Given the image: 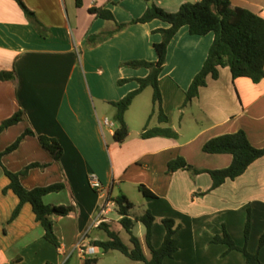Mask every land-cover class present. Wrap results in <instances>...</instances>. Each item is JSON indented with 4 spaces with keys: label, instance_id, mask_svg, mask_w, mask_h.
Wrapping results in <instances>:
<instances>
[{
    "label": "crops",
    "instance_id": "crops-1",
    "mask_svg": "<svg viewBox=\"0 0 264 264\" xmlns=\"http://www.w3.org/2000/svg\"><path fill=\"white\" fill-rule=\"evenodd\" d=\"M23 1L45 27L46 36L37 33L14 0H0V71L15 74L12 80L0 81V124L19 110L24 113L21 121L0 133V152L27 128L35 135H26L15 150L2 156V163L14 172L30 163L46 164L31 168L21 176V183L27 189L64 183L62 190L44 195L43 202L72 206L73 211L52 216L59 240V247H55L44 238V229L30 203H24L11 219L19 199L11 190L3 191L9 179L0 166V264H69L73 256L76 264L94 258L97 261L92 264L98 263L103 252L91 242L106 239L100 224L93 225L99 207L106 196L114 200L125 195L130 201L132 188L138 189L140 184L155 194L148 197L140 193L143 212L148 209L155 216L151 233L154 247L164 237L162 218H172L182 225L175 234L178 249L163 264H245L242 252L212 242L223 229L236 245L256 253L264 263V245L259 247L264 234V156L237 178L227 179L212 190L207 172H167L168 163L178 157L196 169L228 167L230 154L205 153L202 146L211 138L238 130L245 131L253 146L264 147V77L253 83L246 77L233 78L228 67H220L218 77L208 76L198 95L184 105L186 91L203 65L214 35H192L187 26H182L167 47L159 75L162 109L168 121L161 124L155 115L149 121V127L172 128L177 137H142L152 103L134 108L147 87L126 111L129 133L118 143L113 138L114 129L103 120L110 115L109 121L114 122L111 102L135 90V79L148 74L146 68L119 64L135 59L155 61L153 44L161 40L155 31L169 24L159 19L131 24L105 42L89 47L86 39L90 34L115 26L89 12V8H107L116 21L128 22L144 13L145 0H80L79 6L76 0ZM153 1L175 12L181 4L198 0ZM231 3L264 18V0ZM119 79L130 80L119 85ZM37 135L59 142L63 149L59 160L41 147ZM89 173L99 177L103 193L90 188ZM114 212L116 217H108V213L102 222L120 235L117 208ZM248 215L250 232L246 240ZM85 233L83 251H79L74 246ZM144 235L145 228L135 236L147 253ZM91 246L94 249L89 253Z\"/></svg>",
    "mask_w": 264,
    "mask_h": 264
},
{
    "label": "trees",
    "instance_id": "trees-1",
    "mask_svg": "<svg viewBox=\"0 0 264 264\" xmlns=\"http://www.w3.org/2000/svg\"><path fill=\"white\" fill-rule=\"evenodd\" d=\"M21 11L27 17L29 24L41 36H46L45 27L38 20L33 10L27 7L23 0H14ZM146 9L144 13L128 22L116 21L113 13L102 7H91L89 12L95 16L107 21L114 22L112 29L101 30L90 34L86 39V45L96 46L105 42L127 26L135 23H146L154 19H159L169 24L167 28L157 29L161 35V40L153 44L157 59L147 61L144 59H135L121 62V67L146 68L148 74L143 78L135 79L138 87L130 91L120 100L111 102L115 107L114 114V133L113 138L121 143L127 137L129 130L125 121V113L129 109L133 100L145 88H152V109L148 119L143 127L142 137L152 136L177 137V133L168 126L149 127V121L152 116H156L159 123H167V117L162 109V96L159 87V75L164 67L167 55V47L182 26H187L192 35H205L213 32V41L209 47L206 59L201 69L193 77L188 90L184 105L188 104L199 93V89L206 85L208 76L218 77L220 67H228L233 78L246 77L253 83H258L264 77V18L258 14L240 7L232 5L231 0H198L195 2L187 1L180 5L175 12H169L158 6L153 0H145ZM80 5V0H76ZM15 77L14 71H0V81L12 80ZM130 79H119L117 83L123 84ZM24 113L19 110L12 116L5 119L0 124V133L11 125L21 121ZM26 135H35L27 128L24 133L0 152V166L9 179L7 187L3 190H11L19 199L16 208L13 211V219L20 211L22 205L30 203L35 214L36 220L44 229V238L59 247V240L54 232L52 216H66L73 211L72 206L52 205L43 202V196L58 192L64 188V183H53L46 186H37L27 189L21 183V176L28 173L31 168L44 167L46 164L30 163L20 171H10L2 163V156L15 150ZM39 144L48 151L54 160H59L63 149L59 142L46 135H37ZM202 150L209 154H230L232 156L231 164L223 169L208 170L196 169L188 165L181 157L171 160L167 165V172L173 173L179 169L192 170L195 173L207 172L212 179L211 190L222 185L227 179H235L245 172L248 166L255 160L264 156V147L257 148L253 146L247 138L244 130H238L234 133L223 134L209 139L202 146ZM139 192L148 197H155V194L147 187L138 185ZM117 213L120 216L118 222L129 235V244L124 243L119 233L110 229L108 223L101 222L99 227L106 232V239L94 240L91 243L102 250L103 253L109 250H117L137 264H163L167 257H172L178 249V239L176 232L181 228V224L172 218H162L161 223L164 226L165 233L161 244L154 247L151 243L152 226L155 222V216L150 210H145L141 215L132 219L129 210L133 204L125 195H118L115 199ZM135 222H140L145 227L144 243L148 254L143 249V244L133 233ZM250 232V216H247L245 224V239L247 240ZM212 242L225 243L229 250H238L245 257V264H264L256 253H251L245 246H238L230 237L226 229L220 234H216ZM264 245V234L259 241V247ZM97 261L96 258L85 260L83 264H92Z\"/></svg>",
    "mask_w": 264,
    "mask_h": 264
},
{
    "label": "rangeland",
    "instance_id": "rangeland-1",
    "mask_svg": "<svg viewBox=\"0 0 264 264\" xmlns=\"http://www.w3.org/2000/svg\"><path fill=\"white\" fill-rule=\"evenodd\" d=\"M137 103L138 104H135L134 109H136V107H141L142 105H146L148 107L152 103V88L151 87H148L147 90H145L142 96H140ZM108 116H107L108 120L110 118L112 119V116L110 115ZM152 124H154V120L152 121ZM129 196H130V201L133 204V207L129 210V214L131 217H137L143 213V210L145 208L143 203L141 202L142 195L140 194L138 189L132 188V194H130ZM108 217L114 218L116 217V213L112 211L108 214ZM144 228L145 227L143 226L142 223L135 222V226L133 227L134 234L138 235L139 231L143 230ZM127 236L128 235L125 232V230L121 228L120 237L123 239L124 243L126 244H127ZM146 252L148 254L147 249H146ZM100 257L101 258L99 262L96 264H134L131 259H129L128 257H126L125 255H123L117 250H109L108 252L100 254ZM69 264H76V260L74 256L70 259Z\"/></svg>",
    "mask_w": 264,
    "mask_h": 264
},
{
    "label": "built area",
    "instance_id": "built-area-1",
    "mask_svg": "<svg viewBox=\"0 0 264 264\" xmlns=\"http://www.w3.org/2000/svg\"><path fill=\"white\" fill-rule=\"evenodd\" d=\"M103 124L106 126H109L110 128H113V129L116 126L114 122L109 121L107 118H105L103 120ZM87 182H88V185L90 186V188L93 189L95 192H97V193H103L104 192V186H103L102 182L100 181L99 177L95 173H89L87 175ZM116 208H117V206H116L115 200L106 196L104 198L103 203L99 207V212H98L97 218L93 222V225L96 226V225L100 224L102 221H105L106 215L108 213L114 211ZM86 233L80 237L79 241L74 246L75 249H78L79 251H83L82 247H81V242L85 238ZM93 249L94 248L92 246L89 247L88 252L91 253L93 251Z\"/></svg>",
    "mask_w": 264,
    "mask_h": 264
}]
</instances>
